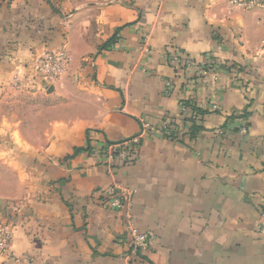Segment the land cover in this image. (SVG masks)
Returning a JSON list of instances; mask_svg holds the SVG:
<instances>
[{
    "label": "crops",
    "instance_id": "crops-1",
    "mask_svg": "<svg viewBox=\"0 0 264 264\" xmlns=\"http://www.w3.org/2000/svg\"><path fill=\"white\" fill-rule=\"evenodd\" d=\"M231 1L0 0V90L50 114L3 158L21 196L0 264H264V12ZM143 126L133 163L100 161Z\"/></svg>",
    "mask_w": 264,
    "mask_h": 264
},
{
    "label": "rangeland",
    "instance_id": "rangeland-1",
    "mask_svg": "<svg viewBox=\"0 0 264 264\" xmlns=\"http://www.w3.org/2000/svg\"><path fill=\"white\" fill-rule=\"evenodd\" d=\"M12 89V92L0 90V237L10 233L9 226L16 218L14 202L21 196L15 162L4 161V155L19 154L18 132L35 136L50 116L42 110L45 106L42 99L21 93L22 87Z\"/></svg>",
    "mask_w": 264,
    "mask_h": 264
},
{
    "label": "built area",
    "instance_id": "built-area-1",
    "mask_svg": "<svg viewBox=\"0 0 264 264\" xmlns=\"http://www.w3.org/2000/svg\"><path fill=\"white\" fill-rule=\"evenodd\" d=\"M231 4L247 9L257 8L264 12V0H233ZM68 63L69 58L65 53H49L39 59L36 64V71L44 82L53 83L62 76ZM179 131L180 129H177L175 125L166 124L163 133L167 139L176 140ZM147 132V126H143L140 134L136 137L118 144H104L98 152L100 161L107 166H111L115 162L121 164L133 163L138 157L144 134ZM117 190L116 186H109L102 193L106 198V204L110 208L116 210L122 208L127 202L126 195H124L122 191ZM129 233L132 239V248L134 252H140L148 248L149 239L145 234L140 233L133 227L129 228ZM9 239L10 233L0 237V252L5 250Z\"/></svg>",
    "mask_w": 264,
    "mask_h": 264
},
{
    "label": "trees",
    "instance_id": "trees-1",
    "mask_svg": "<svg viewBox=\"0 0 264 264\" xmlns=\"http://www.w3.org/2000/svg\"><path fill=\"white\" fill-rule=\"evenodd\" d=\"M194 111H195V113L196 114H198L197 113V111L194 109ZM196 119H195V117L194 118H192V123L194 124L191 128H190V130H189V133H190V135H191V137L198 131V128L195 126V123H194V121H195Z\"/></svg>",
    "mask_w": 264,
    "mask_h": 264
}]
</instances>
